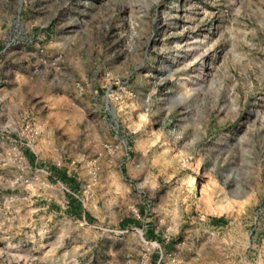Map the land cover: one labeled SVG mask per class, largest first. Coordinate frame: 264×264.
<instances>
[{
	"label": "rangeland",
	"instance_id": "374dc122",
	"mask_svg": "<svg viewBox=\"0 0 264 264\" xmlns=\"http://www.w3.org/2000/svg\"><path fill=\"white\" fill-rule=\"evenodd\" d=\"M0 264H264V0H0Z\"/></svg>",
	"mask_w": 264,
	"mask_h": 264
},
{
	"label": "bare ground",
	"instance_id": "6f19581e",
	"mask_svg": "<svg viewBox=\"0 0 264 264\" xmlns=\"http://www.w3.org/2000/svg\"><path fill=\"white\" fill-rule=\"evenodd\" d=\"M195 44H187L186 46L188 47V48H191L192 46H194ZM194 51V50H193ZM187 52H180V54H186ZM192 53V52H191ZM192 55H194V53L192 54ZM197 57L200 59V61H204V63H207V60L210 58V56H209V51L207 50V51H205V52H202V53H200V55H197ZM184 59V58H183ZM196 60H194V61H189V63H187L188 64V66L190 67L191 65V63H193V62H195ZM198 61V60H197ZM205 65L206 64H204L203 65V67L201 68V70H200V75L202 76L203 74H205V72H206V67H205ZM190 186H191V189L192 190H197V188H198V186H199V177L197 176V175H194V176H192L191 177V183H190Z\"/></svg>",
	"mask_w": 264,
	"mask_h": 264
}]
</instances>
